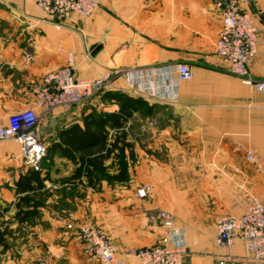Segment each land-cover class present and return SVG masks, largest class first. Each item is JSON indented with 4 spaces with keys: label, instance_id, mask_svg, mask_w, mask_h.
Returning a JSON list of instances; mask_svg holds the SVG:
<instances>
[{
    "label": "crops",
    "instance_id": "0c3cea01",
    "mask_svg": "<svg viewBox=\"0 0 264 264\" xmlns=\"http://www.w3.org/2000/svg\"><path fill=\"white\" fill-rule=\"evenodd\" d=\"M243 6L263 38L250 69L264 79V0ZM221 26L216 0H104L90 17L63 19L46 16L37 0H0V122L33 107L37 87L70 56L76 77L114 71L110 90L140 96L152 107L135 112L120 132L110 130L109 142L125 131L131 144L124 152L123 181L113 179L120 173L117 149L104 160L113 178L100 177L95 187L85 176L74 179L78 164L56 152L55 171L39 175L43 188L26 191L31 169H18L19 144L0 141V264H30L42 255L49 264H102L84 254L82 224L98 225L120 257L141 264L134 251L161 242L162 211L185 231L186 264H217L226 254H245L241 237L231 247L218 243L217 221L244 213L251 195L264 194V92L232 75L216 53ZM181 64L193 75L179 82L177 100L170 102L168 86ZM133 75L140 77L138 84ZM143 86L149 94L139 92ZM93 108L112 112L119 106L98 95L85 109L57 107L39 124L42 139L49 147L61 130L83 127ZM251 149L258 162L247 159ZM144 184L151 190L140 198ZM26 194L32 205L19 202ZM28 209L33 213L23 218Z\"/></svg>",
    "mask_w": 264,
    "mask_h": 264
},
{
    "label": "built area",
    "instance_id": "2783aa9c",
    "mask_svg": "<svg viewBox=\"0 0 264 264\" xmlns=\"http://www.w3.org/2000/svg\"><path fill=\"white\" fill-rule=\"evenodd\" d=\"M103 1L37 0V4L46 16L63 19L73 14L90 17ZM243 1L249 0H216L221 9L222 26L215 49L232 75L264 92V79H257L250 69L263 38L253 13L244 8ZM116 75V72L108 71L95 78H78L75 75L74 57L70 56L66 66L49 73L37 87V99L33 107L9 116L6 124L0 122V141L12 139L17 142L23 164L28 169L42 171V162L48 153V145L39 133L38 123L42 115L57 107L88 102L96 95L110 90ZM192 75V68L188 64L179 65L176 82L168 86L171 94L166 96V100H177L179 82L190 79ZM139 79L138 75H133V84H138ZM139 92L149 94V89L143 86ZM246 157L251 162L259 161L255 149H251ZM150 190L151 186L144 184L137 190V195L144 198ZM160 217L164 227L161 242L139 248L134 251V255L141 264H186L185 231L175 229L174 217L170 212L162 211ZM217 232L220 245L231 247L235 239L241 237L245 246L243 256L229 253L219 258L217 264H264V194L251 195V202L244 213L220 217ZM78 233L83 252L89 259L98 260L102 264H129L119 256L115 243L98 225L82 224L78 227ZM30 264H49V261L42 255Z\"/></svg>",
    "mask_w": 264,
    "mask_h": 264
},
{
    "label": "trees",
    "instance_id": "16d2710c",
    "mask_svg": "<svg viewBox=\"0 0 264 264\" xmlns=\"http://www.w3.org/2000/svg\"><path fill=\"white\" fill-rule=\"evenodd\" d=\"M98 95H101L103 101H115L118 103L119 109L107 112L93 108L83 118V127L75 123L69 128L61 130L58 134L59 140L48 147L50 153L60 152L61 155L76 162L78 166L75 169L73 178L85 176L87 184L93 187L100 181L98 172L107 170V167L104 166V160L110 157L115 149L118 150L117 156L120 159V173L114 178L109 174L106 175L120 181L125 180L126 163L123 157L125 148H131V144L125 141V131L116 136L114 142H109L110 130L117 129L120 132L135 112L145 114L152 108L146 99L140 96H131L125 92L107 90ZM119 143H122V145L120 146ZM129 156L131 160L134 159L135 155L131 149ZM40 173L41 171L29 170V174L25 177L23 189L33 193L38 189H42L43 183L40 181ZM33 180L38 182L37 185H32ZM21 181L22 179L18 182L19 189L21 188ZM19 202L32 205L34 200L32 196L26 194L20 198ZM23 213V218H28L33 213V209H28Z\"/></svg>",
    "mask_w": 264,
    "mask_h": 264
},
{
    "label": "rangeland",
    "instance_id": "374dc122",
    "mask_svg": "<svg viewBox=\"0 0 264 264\" xmlns=\"http://www.w3.org/2000/svg\"><path fill=\"white\" fill-rule=\"evenodd\" d=\"M90 102H91V100H89V101L86 102V103L78 104V106H79L80 109H85V107L88 106V104L90 105ZM84 106H85V107H84ZM44 117H45V114L42 115V117L40 118L39 123H38V126H39V124L41 123V121L44 119ZM6 141H13V140H12V139L3 140V141H1V143H2V142H6ZM54 155H56V153H50V152L48 151L46 157L44 158V160H43V162H42V171H41V172H44V171H45L46 174L49 175L51 171H55V167H53V164H52V159H53V156H54ZM19 161H20L21 163L19 162V167H20V168H18V169H19V170H22V169H21V166H22V164H23V161L21 160L20 155H19ZM23 165H24V164H23ZM118 165L120 166V162H118ZM24 166H25V165H24ZM54 166H55V165H54ZM22 167H23V166H22ZM23 168H24V167H23ZM58 169H59V168H58ZM98 174L100 175L101 178L111 180V179H109V177L106 175V174H108L107 171H105V172H104V171H99ZM61 183H63V184H65V183H70V180H69V179H67V180H63ZM0 203H1V200H0ZM0 215H2V212H0Z\"/></svg>",
    "mask_w": 264,
    "mask_h": 264
}]
</instances>
